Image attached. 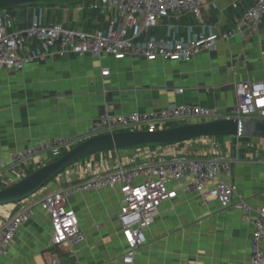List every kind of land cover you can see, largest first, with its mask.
<instances>
[{"label": "crops", "instance_id": "crops-1", "mask_svg": "<svg viewBox=\"0 0 264 264\" xmlns=\"http://www.w3.org/2000/svg\"><path fill=\"white\" fill-rule=\"evenodd\" d=\"M255 2L203 0L200 18L188 12L159 18L149 32L150 39L187 43L194 38L218 37L214 50L186 61L108 54L61 56L58 46L46 52L42 41H29L18 50L26 59L23 70L0 69V190L49 163L56 152L41 153L20 166L12 165L14 154L57 140L74 147L90 138L91 123L106 111L130 115L188 104L215 110L217 118L231 116L238 105V84L264 81V19L258 30L246 29L229 40L221 35L233 30ZM90 4L89 0H47L6 9L2 16L10 33L36 22L92 32L106 30L111 20L121 19L113 9H93ZM34 54L38 57L32 59ZM198 121L170 123L164 129ZM211 156L231 162L227 181L237 186L233 204L223 206L189 191L192 178L188 176L172 182L169 187L177 191V198L161 205L131 264H250L254 221L264 202V139L203 137L91 156L31 198L0 206V229L45 194L122 165L131 168ZM122 199L118 188L71 196L66 207L77 213L85 236L84 242L71 247L54 245L50 217L35 207L34 215L18 230L8 255H0V264H52L54 255L67 264H126L127 247L119 222ZM240 199L249 205L248 211L234 207ZM262 248L264 251V243Z\"/></svg>", "mask_w": 264, "mask_h": 264}, {"label": "built area", "instance_id": "built-area-1", "mask_svg": "<svg viewBox=\"0 0 264 264\" xmlns=\"http://www.w3.org/2000/svg\"><path fill=\"white\" fill-rule=\"evenodd\" d=\"M90 5L93 9L101 7L113 9L121 19L111 20L106 30L92 32L64 29L60 26L47 27L36 22L25 30L10 33L0 12V69L23 70L26 59L19 55L18 50L34 39L44 43L46 52L58 46V53L61 56L69 53L93 56L108 54L145 59L161 58L166 61L189 60L204 51L214 50L218 41V37H210L194 38L187 43H167L149 37L150 30L159 18L185 12L200 18L203 0H94ZM263 19L264 0H256L255 4L241 16L234 29L222 34L221 38L229 40L236 33L244 32L246 29L258 30ZM37 57L38 54H34L32 59ZM236 94L238 105L232 115L226 118L264 122V81L240 83L236 88ZM216 118L215 110L188 104L130 115H115L106 111L91 123L90 137L136 128H144L146 131L162 130L170 123L190 120L203 122ZM59 146L67 147L68 150L73 148L66 140L53 141L14 154L11 158L12 165L28 164L41 153L61 149ZM231 174V162L216 156L150 162L131 168L119 167L113 172L47 193L33 206L24 208L0 229V255H8L18 230L34 215L35 207L49 215L55 246L71 247L84 242L85 236L80 231L78 215L66 207L67 200L82 192L118 188L123 196L119 222L122 238L127 247L123 261L131 264L136 250L145 243L144 232L158 216L161 205L177 198V191L169 187L172 182L188 176L192 178L188 185L189 191L215 199L223 206H230L237 193V186L227 181ZM234 207L242 211L249 210V205L243 199L234 204ZM263 243L264 202L254 221L250 264H264ZM52 264L67 263L54 255Z\"/></svg>", "mask_w": 264, "mask_h": 264}, {"label": "water", "instance_id": "water-1", "mask_svg": "<svg viewBox=\"0 0 264 264\" xmlns=\"http://www.w3.org/2000/svg\"><path fill=\"white\" fill-rule=\"evenodd\" d=\"M45 0H0V12ZM203 137L264 139V122L240 118H218L187 123L155 131H124L90 137L57 160L48 163L23 180L0 190V206L20 203L40 192L64 171L91 156L143 145H169Z\"/></svg>", "mask_w": 264, "mask_h": 264}, {"label": "rangeland", "instance_id": "rangeland-1", "mask_svg": "<svg viewBox=\"0 0 264 264\" xmlns=\"http://www.w3.org/2000/svg\"><path fill=\"white\" fill-rule=\"evenodd\" d=\"M94 1V0H93ZM107 134H110V133H107ZM103 135V134H102ZM93 137V136H92ZM219 138H222V137H219ZM68 142V141H67ZM59 147H61V146H59ZM75 147V146H74ZM65 149V150H64ZM68 151V149L66 148V147H64V146H62L61 147V149H59V150H54V151H51L52 153H55L56 152V155H53V156H50V159L49 160H51L49 163H51V162H53V161H55V160H57L60 156H62L63 155V153H66ZM51 152H49V153H51ZM48 164V163H47ZM122 167H125L124 165H122ZM117 169V168H116ZM115 169V170H116ZM115 170H113V171H115ZM113 171H110V172H113ZM74 186V185H73ZM71 187V186H70ZM263 253H264V251H263Z\"/></svg>", "mask_w": 264, "mask_h": 264}, {"label": "trees", "instance_id": "trees-1", "mask_svg": "<svg viewBox=\"0 0 264 264\" xmlns=\"http://www.w3.org/2000/svg\"><path fill=\"white\" fill-rule=\"evenodd\" d=\"M45 1H47V0H45ZM45 1H44V2H45ZM89 1H91V2H92L93 0H89ZM42 3H43V2H42ZM143 146H144V145H143ZM145 146H146V145H145ZM153 146H155V145H153ZM63 154H65V153H63Z\"/></svg>", "mask_w": 264, "mask_h": 264}, {"label": "bare ground", "instance_id": "bare-ground-1", "mask_svg": "<svg viewBox=\"0 0 264 264\" xmlns=\"http://www.w3.org/2000/svg\"><path fill=\"white\" fill-rule=\"evenodd\" d=\"M102 135V134H101Z\"/></svg>", "mask_w": 264, "mask_h": 264}]
</instances>
